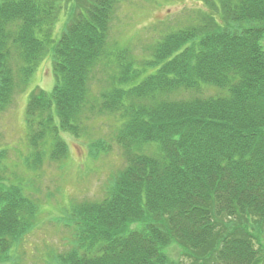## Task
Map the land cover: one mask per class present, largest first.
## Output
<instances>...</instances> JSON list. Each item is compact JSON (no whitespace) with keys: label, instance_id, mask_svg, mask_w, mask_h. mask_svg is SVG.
<instances>
[{"label":"trees","instance_id":"obj_1","mask_svg":"<svg viewBox=\"0 0 264 264\" xmlns=\"http://www.w3.org/2000/svg\"><path fill=\"white\" fill-rule=\"evenodd\" d=\"M76 1L82 8L53 46L54 86L26 106L28 143L40 160L51 133L49 158L65 156L58 132L77 136L108 113L109 131L121 122L90 141L91 155L117 144L125 164L101 198L72 205V246L58 264H264V0H198L206 9L142 46L147 55L125 46L115 59L110 24L121 0ZM54 12L51 0H0V108L40 60L36 29L53 25ZM16 60L24 63L12 69ZM35 210L0 175V261ZM171 244L182 258L165 254Z\"/></svg>","mask_w":264,"mask_h":264},{"label":"rangeland","instance_id":"obj_2","mask_svg":"<svg viewBox=\"0 0 264 264\" xmlns=\"http://www.w3.org/2000/svg\"><path fill=\"white\" fill-rule=\"evenodd\" d=\"M51 1L56 14L53 25L44 24L36 29V35L44 41V52L33 68L29 82L25 87L22 84L20 89H15L13 99L4 109L0 108V151H3L0 175L5 184L19 185L36 205L30 230L20 237L19 243L18 240L12 243L7 260L0 264H58L57 254L72 246V231L67 227L72 205L101 198L125 164L117 144H112V149L107 152L91 155L90 141L108 138L121 122L117 121L115 129L109 131L107 125L114 116L108 113L90 117L77 136L60 130L57 138L67 144L68 150L65 156L61 154L53 160L49 156L54 139L51 133L48 134L39 144L40 160H34L25 123L29 95L40 88L46 92L52 90L55 81L51 64L53 46L73 12L82 8L76 0ZM200 7L204 6L198 0H121L110 24V44L113 45L110 46V57L115 59V52L125 46H131L135 54L147 55L142 46H148L167 30L187 25ZM261 43L264 46V32ZM17 63L23 65L24 61H12L11 66L14 68ZM156 67L147 70L153 72ZM114 69L115 66H111L109 72ZM144 74L140 73L135 80L122 83L120 87H128ZM93 86L96 90L100 88L96 83ZM203 91L213 93L216 89L208 87ZM153 145L149 150L155 149ZM164 252L172 260L182 258V249L176 244L167 246Z\"/></svg>","mask_w":264,"mask_h":264}]
</instances>
